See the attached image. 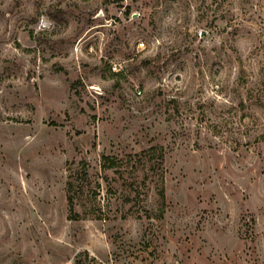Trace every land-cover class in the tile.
Returning <instances> with one entry per match:
<instances>
[{
	"label": "rangeland",
	"instance_id": "374dc122",
	"mask_svg": "<svg viewBox=\"0 0 264 264\" xmlns=\"http://www.w3.org/2000/svg\"><path fill=\"white\" fill-rule=\"evenodd\" d=\"M0 264H264V0H0Z\"/></svg>",
	"mask_w": 264,
	"mask_h": 264
},
{
	"label": "trees",
	"instance_id": "16d2710c",
	"mask_svg": "<svg viewBox=\"0 0 264 264\" xmlns=\"http://www.w3.org/2000/svg\"><path fill=\"white\" fill-rule=\"evenodd\" d=\"M147 161L149 164H153V165H159L161 163L160 160H162V155L161 152L160 154L158 153V150H156V148H150L147 152ZM154 156H156V158H153ZM153 161V163H151ZM158 195L163 198L164 197V188L161 184V186L159 187V191H158ZM68 206H69V210L70 212L73 211V203H72V198L68 199Z\"/></svg>",
	"mask_w": 264,
	"mask_h": 264
}]
</instances>
